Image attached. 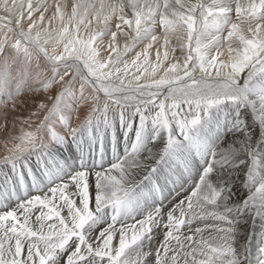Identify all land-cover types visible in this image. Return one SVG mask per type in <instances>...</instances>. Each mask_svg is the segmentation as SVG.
Listing matches in <instances>:
<instances>
[{"label": "snow or ice", "instance_id": "obj_1", "mask_svg": "<svg viewBox=\"0 0 264 264\" xmlns=\"http://www.w3.org/2000/svg\"><path fill=\"white\" fill-rule=\"evenodd\" d=\"M245 118L264 0H0V264H264Z\"/></svg>", "mask_w": 264, "mask_h": 264}, {"label": "bare ground", "instance_id": "obj_2", "mask_svg": "<svg viewBox=\"0 0 264 264\" xmlns=\"http://www.w3.org/2000/svg\"><path fill=\"white\" fill-rule=\"evenodd\" d=\"M99 1L100 0H91V2H93L95 4L98 3ZM96 5H98V4H96ZM123 46H124V41L122 40L121 44H120L121 50L123 49ZM141 48H142V46L138 47L135 51H141ZM131 55H133V57L135 58V52L131 53ZM162 55H163V50H161V58H162ZM131 57L129 58L130 60L134 59V58H131ZM130 60H129V62H130ZM149 61L150 62H155L156 61V52L154 50L150 52ZM165 64H167V61H165ZM122 66L123 65H121V67ZM150 70L151 69H149V71ZM162 74H163V68H161V70L157 73V76L162 75ZM35 99L39 100V99H41V97L36 96ZM29 103H31V101ZM24 115H26V113ZM245 124H246L247 133H248L249 136H251V134L253 132H257L260 136H264V125H260L259 127H257L256 124L250 118H245ZM25 130H27V126H25ZM57 130L59 131V129H57ZM17 132L19 133V129H17ZM61 134H63V133L61 132ZM242 135H243L242 133H237V136H242ZM239 143H243V141L241 140V141H239ZM11 147H12L11 144L7 145V148H11ZM7 148L5 147V144H4L3 140H0V158H2L4 155L7 154ZM245 195H246V193H245V191L243 189H241L239 191V193L237 194L238 198H243ZM208 223H212V221H208ZM247 227L249 228V231H251L250 224ZM205 235H207V233H205Z\"/></svg>", "mask_w": 264, "mask_h": 264}, {"label": "rangeland", "instance_id": "obj_3", "mask_svg": "<svg viewBox=\"0 0 264 264\" xmlns=\"http://www.w3.org/2000/svg\"><path fill=\"white\" fill-rule=\"evenodd\" d=\"M99 3H100V1H99L98 3H96V4L99 5ZM98 5H97V6H98ZM131 56H132V57H131ZM130 57H131V58H134L133 55H131V54L129 55V57H126V58L129 59ZM129 60H130V59H129ZM130 61H131V60H130ZM129 63H130V62H129ZM122 67H123V66H122ZM130 69H131V70H130ZM132 70H133V71H132ZM129 72H130V74H139V73H136L135 70H134V68H131V67L129 68ZM134 72H135V73H134ZM142 79H144V77H143ZM126 80H127V78H126Z\"/></svg>", "mask_w": 264, "mask_h": 264}]
</instances>
